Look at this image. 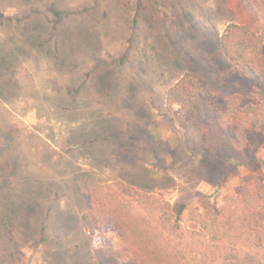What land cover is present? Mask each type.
Returning a JSON list of instances; mask_svg holds the SVG:
<instances>
[{
    "label": "rangeland",
    "instance_id": "obj_1",
    "mask_svg": "<svg viewBox=\"0 0 264 264\" xmlns=\"http://www.w3.org/2000/svg\"><path fill=\"white\" fill-rule=\"evenodd\" d=\"M241 17L235 0H0V182L21 217L34 206L0 229V264H131L93 257L80 217L95 183L122 180L188 211L237 196L253 171L204 152L201 126L168 110L166 91L193 72L219 100L246 96L216 40ZM246 156L264 185V137Z\"/></svg>",
    "mask_w": 264,
    "mask_h": 264
},
{
    "label": "trees",
    "instance_id": "obj_2",
    "mask_svg": "<svg viewBox=\"0 0 264 264\" xmlns=\"http://www.w3.org/2000/svg\"><path fill=\"white\" fill-rule=\"evenodd\" d=\"M235 1L242 17L231 20L216 40L234 72L248 82L247 95L219 100L202 77L187 72L167 89L166 106L171 110L178 104L182 119L201 126L204 152L249 167L253 175L241 183L236 197L220 206L205 205L203 211H188L185 204H172L122 180L90 185L80 219L98 242L93 249L98 262L114 258L131 264H264V185L261 171L246 156L251 136L264 137V0ZM52 12L56 19L62 15ZM140 17L138 4L133 34ZM0 62L4 65L6 59L0 56ZM9 183L6 178L0 182V195L9 200L0 229L11 228L34 210L30 201L27 215L20 216L12 199L16 191L5 187ZM108 230L119 235L117 248L106 238Z\"/></svg>",
    "mask_w": 264,
    "mask_h": 264
}]
</instances>
